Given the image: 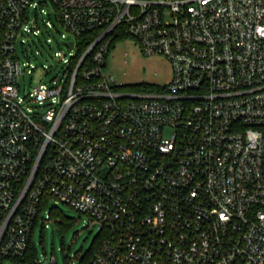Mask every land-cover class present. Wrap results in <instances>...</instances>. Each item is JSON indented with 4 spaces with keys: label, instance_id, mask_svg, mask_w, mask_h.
I'll return each instance as SVG.
<instances>
[{
    "label": "built area",
    "instance_id": "built-area-1",
    "mask_svg": "<svg viewBox=\"0 0 264 264\" xmlns=\"http://www.w3.org/2000/svg\"><path fill=\"white\" fill-rule=\"evenodd\" d=\"M52 27L68 53L22 93ZM125 36L168 83L105 72ZM58 203L98 225L84 264H264V0H0V264Z\"/></svg>",
    "mask_w": 264,
    "mask_h": 264
},
{
    "label": "rangeland",
    "instance_id": "rangeland-1",
    "mask_svg": "<svg viewBox=\"0 0 264 264\" xmlns=\"http://www.w3.org/2000/svg\"><path fill=\"white\" fill-rule=\"evenodd\" d=\"M46 9L51 12L52 20H55L52 5L49 4ZM45 17L49 20V15ZM31 18H35L34 10H31ZM38 20L41 28L45 30L41 14H39ZM48 30L50 32L46 30L45 35L40 36L41 39L37 36H28L26 38L28 49L31 47L34 52L31 53V62L36 67L33 68L32 82H30L29 74L26 75L25 79L21 78L22 93L31 84L34 85L40 80H50L52 75L45 73L42 64L45 63L49 66L55 64V59L52 57L54 52L68 53V48L58 43L61 33L64 31L60 32L54 27L48 28ZM18 52L22 59H27L21 44L18 47ZM105 72L108 75H113L118 82L124 84L151 83L163 86L172 77V66L169 60L162 55L143 53L139 43L134 38L125 36L115 40L110 47ZM58 206L68 215L74 217L75 222L65 232H61L53 220L49 221L48 226L44 230H42L41 224H38L34 235L35 245L38 256L42 261L50 262L54 258V264L73 263L91 246L97 234L98 225H90L91 221L88 216L80 214L64 203H58Z\"/></svg>",
    "mask_w": 264,
    "mask_h": 264
},
{
    "label": "trees",
    "instance_id": "trees-1",
    "mask_svg": "<svg viewBox=\"0 0 264 264\" xmlns=\"http://www.w3.org/2000/svg\"><path fill=\"white\" fill-rule=\"evenodd\" d=\"M89 42H82L79 48V55H81L87 48ZM89 58V57H88ZM87 58V59H88ZM155 84L151 83H136V84H124L123 87L125 89H151L154 88ZM51 217L53 221H55L57 228L61 232H65L68 228H70L75 222V218L68 215L60 206H49ZM98 234L94 237L91 246L81 255L79 262L80 264H84L90 260V258L94 255L97 245L96 238ZM38 257L37 247L34 241V235H32L28 251L25 258L20 261V264H34L35 258Z\"/></svg>",
    "mask_w": 264,
    "mask_h": 264
},
{
    "label": "water",
    "instance_id": "water-1",
    "mask_svg": "<svg viewBox=\"0 0 264 264\" xmlns=\"http://www.w3.org/2000/svg\"><path fill=\"white\" fill-rule=\"evenodd\" d=\"M64 44L68 45L70 48L73 46V41L70 40V41H64L63 42Z\"/></svg>",
    "mask_w": 264,
    "mask_h": 264
}]
</instances>
